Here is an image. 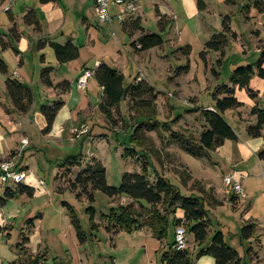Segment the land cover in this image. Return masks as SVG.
<instances>
[{
	"label": "rangeland",
	"instance_id": "obj_1",
	"mask_svg": "<svg viewBox=\"0 0 264 264\" xmlns=\"http://www.w3.org/2000/svg\"><path fill=\"white\" fill-rule=\"evenodd\" d=\"M169 1L176 6V12L161 1L157 2L159 8L154 3L141 4L144 5L140 9L142 27L149 34L160 35L164 45L143 54L138 62L140 65L131 58L132 47L128 37L125 38L126 45L123 46L114 36L113 29L120 39L122 31L119 21H115L112 27V24L100 23L98 17L96 26L102 31L99 38L102 44L97 41L92 53L83 52V60L80 61L83 62L87 56L89 60L98 57L103 63L112 65L113 55L120 52L123 58L129 61L125 72L126 85L133 83L137 76L142 77L150 82L149 84L159 95L155 116L161 122H168L169 125L159 127L158 132L141 130L138 132L139 138L135 139L138 126L141 123H149L145 118L147 114L143 112V115L141 113L135 116L133 112L135 117L132 118L128 103L125 101L119 106L121 118L116 113L115 123L108 124L99 110L102 95L100 87L95 79L91 78L87 83V89L82 90L81 94H87L95 112L91 109L86 117L87 120L80 121L77 125L78 128L85 125L89 129V135L77 138L71 132L63 134L65 130L60 120L55 123L56 126L54 125L49 135H44L42 120L39 121L38 116L41 114V106L51 102L39 91L42 84L39 77L43 69L39 70L38 81L34 84L32 78L29 82L23 80L33 90L34 104L25 118L15 113L14 122L17 123L15 134H8L0 126V158L4 157L0 159V163L9 159L11 151L12 153L21 151L22 155L17 162L26 173L25 186L30 184L29 187L35 189V194L31 198L27 194L16 192L18 185L11 181L6 184L0 182V199H5L7 189L16 192L14 199L7 201L4 206L0 204V223L7 228L6 232L0 234V264L26 262L37 253L41 256L46 255L47 264H113L115 258L119 259L118 264H145V262L162 264L164 253L169 252L172 228L163 242L157 239L148 241L143 233L137 231L133 233L123 231L111 235L106 230L108 223L101 220L102 215H109L112 208L127 206L132 203L131 200L111 199L102 192H94L93 208L96 212L95 224L98 228L93 229L86 211L89 207L87 197L83 195L78 198L81 191H72L70 185V181H74L81 171L80 168H75L69 176H66L65 160L74 156H81L83 163L86 164L93 158L100 161L106 169L107 183L112 188H120L125 174H141L142 163L146 160L149 162L147 173L150 175L147 176L151 181L156 179L155 172H157L167 178L170 177L169 179L180 188L184 196H190L192 191L199 193L201 190L205 191L206 195L212 194L223 204L210 210L209 217L212 223L210 235L213 236L214 232L219 231L223 233L227 245L239 253L243 264L255 262L264 264V251L258 257L249 256V245L239 239L241 227L238 223L241 212L235 213L232 210L227 200V190L225 191L226 188L223 187V174L228 169L222 165L221 158L226 155L227 148L219 151L220 153L217 150L207 152L206 157L196 159L182 151L175 143L177 139L174 140L172 137L175 133L198 140L206 127L202 112L215 107L214 96L221 93L225 87L233 88L231 76L235 71L251 66L254 75L249 88L257 94V99H253L248 91L236 87L234 97L242 106L229 110L223 115L238 136H248L246 129L256 125L255 118L251 116L252 110L256 106L261 110L264 109V78L259 76L258 67L264 53V15L253 8V0H234V4H228L227 0H203L207 6L204 12L198 10L197 0H193L191 7L186 3L187 8L182 0ZM21 3L24 6L22 1ZM138 3L141 1L138 0ZM23 6H15L13 12L20 15ZM247 6L248 14L245 12ZM156 9H160L162 13L171 11L173 14L169 16L170 24L164 31H161L155 15ZM225 17L230 18V34L223 29L222 23ZM6 20L7 15L0 1V32L3 34L6 33ZM23 30L27 29L23 27ZM215 37H219L225 43L219 52L206 48V44ZM26 38L30 40L29 36ZM36 48H40V43ZM1 52L0 49V55ZM34 57L36 59L33 63ZM25 59L30 64L28 67L30 72L34 67L33 64H37V69H40L41 55H38L37 51L26 52ZM6 61V65L10 68L9 75L17 72L18 67L14 66L12 52L7 54ZM54 64L55 77L67 74L72 68V65L63 66L56 61ZM28 68L24 70L28 71ZM5 80V76L0 75V101L4 100L6 95ZM219 97L223 99L226 95ZM2 110L4 108L0 105V114L4 112ZM24 138L27 139L26 145L22 144ZM130 146L140 151L137 157L144 156L145 159H142L144 161L131 157L129 153L127 157H122ZM148 149L153 152V156L149 151L146 152ZM246 165L250 166L251 163ZM135 205L136 211L139 212V205ZM71 212L77 217L85 234L83 244L78 240L72 226ZM30 220H34V224L37 225L31 235ZM24 237L31 238V244L25 252H22L21 244ZM188 239L190 241V237ZM252 245L254 250H260L256 241ZM250 250L252 254L253 249Z\"/></svg>",
	"mask_w": 264,
	"mask_h": 264
},
{
	"label": "trees",
	"instance_id": "obj_2",
	"mask_svg": "<svg viewBox=\"0 0 264 264\" xmlns=\"http://www.w3.org/2000/svg\"><path fill=\"white\" fill-rule=\"evenodd\" d=\"M55 0H39L41 4H49ZM228 4H234V0H227ZM197 7L200 12H204L207 8L203 0H197ZM253 8L261 15H264V0H253ZM248 9V11H247ZM246 14L249 13V7H245ZM156 15L159 21L161 31L165 30L170 24L169 18L162 15L156 9ZM10 21L14 23L10 16ZM24 24L27 27H32L36 32L41 33V25L38 21L37 15L34 11H30L24 18ZM223 29L227 33H231L230 18L225 17L223 20ZM122 30L128 35L130 39H134L131 47L137 53L147 52L154 48H159L164 45V40L160 35L149 34L142 27V19L140 17H130L122 23ZM11 39L18 43L20 41V33L17 25H13L10 29ZM139 34V37L137 35ZM137 37V38H136ZM224 40L221 41L219 37H215L206 44L207 50H214L219 52L223 49ZM55 52L57 61L60 65H66L70 62L79 59L80 52L78 47L72 43L61 46L55 43H50ZM11 47L10 43L4 40V36L0 34V49L5 52ZM16 54L18 51L14 50ZM205 56V53H203ZM264 53L258 67L260 68L259 76L264 78ZM53 68H45L41 72L40 80L44 87L53 90L59 97L66 95L71 90V83L68 81L61 82L54 85L51 79ZM9 69L6 63L0 59V75L8 76ZM254 75L253 67L240 68L231 76L232 89L225 87L223 91L214 96L215 107H210L202 112L206 127L202 131V135L198 140L193 138H186L181 135L173 133L175 143H177L182 151L186 154L196 158L202 159L207 156V152L215 151L222 147L226 141L237 142L238 136L235 131L228 125L223 115L233 109H238L242 106L234 97V88L238 87L240 90H246L251 94L253 99H257V94H254L249 86L252 76ZM94 79L102 89V97L99 103V110L105 117L108 124L115 123L114 116L120 114V104L125 101L128 103L129 113L132 118L145 112V116L149 123H141L138 126V131L135 133V139L138 137V132L145 130L147 132H158L159 127H167L168 122H161L156 114V104L158 101V93L156 89L146 80L134 79L133 83L126 85L124 75L109 65L102 63L94 70ZM6 96L10 103V109L7 113H17L20 116L27 115L34 104L33 90L18 80L7 78L5 82ZM226 95L223 99L219 95ZM61 101H56L52 105H43L40 109L46 126L42 130L44 135H49L58 116V113L63 108ZM133 112L135 116H133ZM138 113V114H137ZM251 116L255 118L256 125L250 126L246 129V133L250 138H259L262 136L264 129V109L261 110L257 106L251 112ZM139 118V117H137ZM135 118V119H137ZM171 131V130H170ZM139 138V137H138ZM143 138V137H142ZM181 138V139H180ZM134 140V138H132ZM179 139V140H178ZM143 145V143H142ZM149 149L146 151L148 152ZM151 155L152 151H149ZM137 158L139 161H144V156H139L140 151L135 150L132 146L126 149L127 155ZM15 156V151L9 158ZM153 156V155H152ZM264 159V152L259 155ZM149 162L142 163L141 174H125L122 178V184L119 189L112 188L107 183L106 169L103 164L96 158H93L86 164L83 163L81 156L69 157L65 160L64 168L66 176H69L75 168H80V172L74 181H70L71 189L74 192L81 191L78 198L85 195L89 201L87 213L90 216V222L93 229H97L95 224L96 212L93 208L95 202L94 192H102L111 199L127 198L132 201L127 206H118L112 208L109 215H102L101 220L106 221L108 226L106 230L111 235H117L119 232L133 233L138 230L148 229L151 231L153 237L159 242L167 239L170 228H175L179 225H184L187 229V235L192 236L194 244L203 247L196 255V258L208 256L214 259L215 264H243V259L237 251L232 249L225 242V237L221 232H215L210 236L211 220L209 217L210 210L218 208L222 203L218 202L212 194H207L201 190L196 193L191 192L190 196H184L180 188L175 186L170 177L155 172L156 179L151 181L147 175ZM150 176V175H149ZM172 179V178H171ZM173 180V179H172ZM185 181V180H184ZM16 192L20 194H27L33 198L35 189L25 184L18 185ZM16 192L7 189L5 192V199H0L1 206H4L7 201L14 199ZM196 193V194H195ZM139 205V212L136 210V205ZM183 212V218L176 217L177 211ZM71 223L75 229L78 240L81 244L85 242V234L79 224L74 213H70ZM29 234L31 235L35 229L34 220L29 221ZM7 228L0 223V234L6 232ZM256 224L248 223L245 225L240 233L241 241L247 242L255 237ZM174 240V238H173ZM30 238L24 237L22 240V252L28 248ZM173 243L169 248L168 253H164L163 262L168 264H193V258L188 250L182 253H175L172 250ZM250 248L248 254L250 253ZM26 254V253H25ZM46 255L41 256L37 253L36 256L28 258L26 262L15 261L10 264H47Z\"/></svg>",
	"mask_w": 264,
	"mask_h": 264
},
{
	"label": "crops",
	"instance_id": "obj_3",
	"mask_svg": "<svg viewBox=\"0 0 264 264\" xmlns=\"http://www.w3.org/2000/svg\"><path fill=\"white\" fill-rule=\"evenodd\" d=\"M0 1L4 8V12L7 15V20L5 21L6 33L3 34L0 32V34L4 36V40L7 43L11 44V47L7 51L1 52L0 58H2V60L5 61V63L7 64L6 56L8 53L12 52L14 55V62H15L14 66L18 67L16 69L17 72L11 71L12 75L8 74V76H5L6 80L8 77H10L11 79L18 80L21 83L24 82L23 84L28 86V83L26 82H29L30 78H32L33 79L32 83L34 84L36 81H38L37 74L39 70L42 69L44 70L45 68H53L54 70L53 67L55 65L54 62L56 61L58 63L55 52L50 46V43H55L61 46H65L68 43H72L73 45L78 47L80 52L79 59L65 65L68 67L72 65L71 71L60 77L57 76L55 77L53 74L51 76L54 85H57L64 81L70 82L71 83L70 92L66 95H62L58 97L53 90L47 89L42 84H40V88H39V91H41L45 96V98L49 100V102H51L48 105H52L56 101H61L64 104L63 108L58 113V117L56 118L55 123L60 120L61 126L62 127L64 126V130H65L63 134H65L66 132L70 133L72 130H69V128H76L80 121L87 120L86 117L88 113L91 111V109H93V111L95 112L94 107H92V104L88 100L87 94L85 93L81 94L82 90L78 88V83H77L78 79L85 70L94 71L99 65L103 63L102 61L99 60L98 57H95V59L91 58V60H89L88 58L89 56H87V58H85L83 62H80L81 60H83L82 57L83 52L87 51L92 53V49H94V47L97 44V41H99V38L101 37L102 31L98 29V26H96V24H98V20L94 10V3L91 0H55L54 2L49 4H41L39 0H0ZM21 1L24 3V6L22 5ZM140 1L141 3H137L138 11L134 14L125 16L124 21L129 19L130 17H140L142 19V16L140 15V9L144 6L141 5L142 3H147V4L154 3V5L157 6L158 1L165 2L166 4H168L169 9L171 8L172 11L176 12V6H173L169 0H140ZM182 2L184 3V6L186 8L187 5L191 7V5L193 4V0H188L187 2L186 0H182ZM186 3L187 5H185ZM17 5L23 6L22 11H20L21 12L20 15H16L13 12L15 10V6ZM5 9H9V10L7 11ZM158 10L162 15H165L168 18L171 15L173 16L171 11L167 13H162L160 9ZM30 11H34L36 13L38 21L41 25V33L36 32L34 28L27 27L24 24L23 18ZM121 12L122 10H120L119 7L117 6L111 7V15L114 19L113 22L109 24H112V27L115 21L118 22L116 17L120 15ZM10 16L13 18L14 23L10 21ZM123 22H119L120 25L119 27L122 31L120 39L117 37V34L114 29L113 32H114V36L118 39L120 44L124 46L126 45L125 38H127L128 35L122 30ZM14 24L17 25L20 33V41L18 43H15L11 39L9 33L10 29ZM23 27H25L27 30L24 31ZM26 36H29L30 40H28ZM128 39L130 44L134 40V39H130L129 37ZM99 42L100 44H102V41ZM39 43H40V48L37 49L36 47L37 44ZM14 50L18 51V54H16ZM29 51L33 53L34 51H37L38 55H41V65L39 67L40 69H37V64H33L34 60L36 59V57H34L32 58V62H33L32 64L34 65L35 70L33 67V69L30 72V68H28L30 64L27 63L25 59V53ZM145 53L147 52L137 53L132 48L131 58H133V60H135V62L138 65H140V63H138L139 59ZM112 58H113L112 65L109 66L121 72L126 79L125 72L128 68L129 61L125 60L120 52H118V54H114ZM24 68H28V71L26 69L24 70ZM8 69L10 73L9 66ZM138 79L144 80V78L142 77H138ZM23 80H25L26 82ZM100 92L102 94L101 88H100ZM0 105L4 108V110H2L4 112L0 114V121H1L0 126L8 134L11 133L15 134L17 132V123L14 122L15 114L7 113V110L9 111L10 109V103L7 100L6 95H4V100L0 101ZM27 115H24L23 117L25 118ZM38 120L39 121L42 120L41 123L44 129L46 123L41 114L40 116H38ZM55 123L54 125L56 126ZM69 123L71 125H69ZM226 148H227V150L225 151L226 155H224V157L221 158L223 163L220 162L222 163L223 166L227 167L228 169L223 174V176L224 177L232 176L238 178V176L243 175L244 179L242 180L243 181L242 186L245 194L244 197H239L234 193H228L224 188L226 191V196H228L227 200L229 202L230 207L232 208L233 211H235V213L241 212L240 223H238V226L241 227V230L248 223L256 224L255 237L245 243L249 245L250 249L251 248L253 249L252 254L250 251L249 256L258 257L261 254V252L264 251V187H262L264 183V159H261L259 157V155L264 152V129L262 131V136L259 138L254 139L248 136H244V137L238 136L237 142L226 141L224 145L219 148L220 150L217 149V151L218 153H220L219 151L223 149L225 150ZM228 148L232 150V152ZM249 162L251 163V165L250 166L246 165V163ZM260 180H262L263 182L261 183ZM25 185H27V183H25ZM28 186L31 185L28 184ZM217 201L220 202V200ZM176 217L182 219L183 212L181 210H178ZM36 227L37 225L35 223V228ZM174 230L175 228L172 229L171 244L173 243ZM137 232L143 233L142 235H144L145 238L148 239V241L150 239L156 240V238L153 237L151 231L148 229L138 230ZM189 237H190V241L188 239ZM187 241L190 242V245L188 242L187 250L190 252L191 257L193 258V264H215L214 259L208 256L196 258V255L200 252V250L203 247L194 244L192 236L187 235ZM255 241L256 243H258V247L260 250H254V246L252 245V243H254ZM30 244H31V238H30ZM30 244L28 246H30ZM162 245L163 244H161V247ZM143 248L146 247L143 246ZM113 262H114L113 264H118L119 259L115 258L113 259ZM150 264L152 263L150 262ZM162 264H168V262L165 263L162 261ZM254 264H257V262H255Z\"/></svg>",
	"mask_w": 264,
	"mask_h": 264
},
{
	"label": "built area",
	"instance_id": "obj_4",
	"mask_svg": "<svg viewBox=\"0 0 264 264\" xmlns=\"http://www.w3.org/2000/svg\"><path fill=\"white\" fill-rule=\"evenodd\" d=\"M94 3L95 14L98 20L102 24L112 23L113 17L111 15L112 5L122 8L123 12L116 17L119 22H123L125 16L134 14L137 12L138 0H91ZM8 10V9H7ZM94 77L93 70H85L78 79V88L80 90H86L88 81ZM71 134L77 138L89 135V129L85 125H81L80 128H73ZM22 144H27V139L22 140ZM22 155L21 151H15V156L4 160L0 163V182L6 184L11 181L15 185L25 184L26 173L19 166L17 159ZM243 175L238 178L232 176H225L223 178V184L228 193H234L239 197H244V189L242 186ZM188 248L187 242V229L184 225L175 227L174 240L172 250L175 253L185 252Z\"/></svg>",
	"mask_w": 264,
	"mask_h": 264
}]
</instances>
